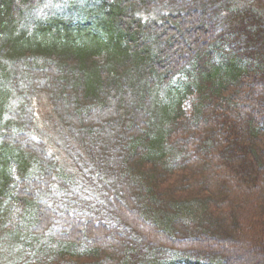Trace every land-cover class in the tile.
<instances>
[{
    "label": "trees",
    "instance_id": "obj_1",
    "mask_svg": "<svg viewBox=\"0 0 264 264\" xmlns=\"http://www.w3.org/2000/svg\"><path fill=\"white\" fill-rule=\"evenodd\" d=\"M243 231L264 0H0V264H239Z\"/></svg>",
    "mask_w": 264,
    "mask_h": 264
},
{
    "label": "rangeland",
    "instance_id": "obj_2",
    "mask_svg": "<svg viewBox=\"0 0 264 264\" xmlns=\"http://www.w3.org/2000/svg\"><path fill=\"white\" fill-rule=\"evenodd\" d=\"M198 25H204L206 26V22L201 20ZM197 26L195 25H187L185 30H186V37H189V40L193 41L195 40L198 30L196 29ZM47 112L49 111V108L46 110ZM227 232V231H226ZM236 233V232H235ZM235 233L229 231L227 234H234ZM230 235V236H234ZM236 241H241V243H238V245L233 246V250L236 251L234 255L232 256V259H236L237 263L239 264H256L261 262H257L253 257L258 256L262 252H264V239L263 238H258L255 240V238L250 239L248 232L243 231L242 233L237 232V236H235ZM107 241L109 240V237L106 239ZM110 241V240H109ZM254 241V242H253ZM245 242L249 243L246 244ZM248 245L249 247H242V245ZM237 249V250H236ZM258 260V259H257Z\"/></svg>",
    "mask_w": 264,
    "mask_h": 264
}]
</instances>
